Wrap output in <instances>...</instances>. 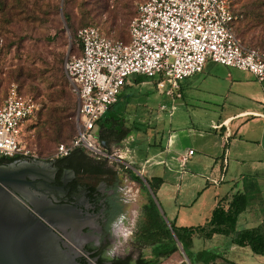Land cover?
I'll return each instance as SVG.
<instances>
[{
    "label": "rangeland",
    "instance_id": "1",
    "mask_svg": "<svg viewBox=\"0 0 264 264\" xmlns=\"http://www.w3.org/2000/svg\"><path fill=\"white\" fill-rule=\"evenodd\" d=\"M20 1L19 4L14 6L15 11H9L7 16L0 14V91H5L9 85L15 84L21 94L31 98L38 104V113L23 126L21 141L29 152L28 158L36 157L41 160H47L57 155V149L60 145H65L73 139L75 129L68 130L60 141L52 142L47 141L44 137H39L38 124L40 120L38 114L41 110L42 97H34L36 92L44 94L46 86L37 79L36 73L42 69L43 64L49 62H56L58 65L60 63V69L64 73L63 65L65 59L68 56L78 55V48L75 45V34L80 28L92 26L98 28L108 38L126 41L129 25L136 17L138 5L142 0H134L128 4V14L130 13V15L125 17L114 15V11L116 12V7L124 6L126 0H105L104 9L99 11V13L92 11L94 4L91 0ZM90 12L91 15L88 17L87 14ZM64 13L70 17L69 23L64 19ZM234 15L239 17L235 25V33L242 46L246 49L258 50L264 54V0H237L234 3ZM70 24L73 25L74 29L70 30ZM203 70V75L197 79V84H201L205 80L201 84V88L207 89L211 84L220 88L216 94L206 95V98L210 99L209 104L192 101L191 98H186L185 100L174 99L172 111L160 112L161 101H166L167 99L164 97L165 95L158 93L152 81L145 86L148 95L147 99L143 97L144 95L141 91L136 98H133L135 106L133 111L137 112L138 115L145 116L147 122V125L142 128L135 126L137 127L136 132L140 133L145 130L148 140L156 142L151 143V151L159 149L161 140L162 146H165L167 132L175 129V125H178V118L187 123L191 120L196 122L197 116L200 119L206 118L208 120L210 116H214L215 112L221 113L222 111L232 114L245 105L249 99H252V95H258L264 91V84L258 83L249 73L213 63H207ZM22 71L25 73L29 72L31 79L19 78V74ZM226 95H228V98L223 105L219 101L221 97L224 99ZM122 100L103 116L105 124L107 123L106 119L113 117H119L124 123L129 125L136 121V119L123 113ZM170 100L172 101V99ZM156 122L159 124H156ZM133 141L130 142L132 143ZM143 144L144 142L138 139L136 144H133V147H138V149L145 151ZM133 147L129 144L131 156L135 152ZM133 157L130 160V164L136 169L132 167L129 169L132 179H128L127 170L120 169V173L123 174V178H126L127 181L125 197L128 200V205L124 219L115 230L113 241L109 248L113 257H124L130 254L132 258H135L140 253V250L133 246L131 238L132 234L135 233L143 205L146 203L147 192L143 190L142 180L137 181L133 178L135 176L146 178L144 176L146 174L142 171L147 167H140L135 164ZM112 164L116 168L121 165L116 162ZM157 172H162V169L159 168ZM168 183V186H171L170 194L176 192L175 182L170 180ZM181 188V190H184L183 186ZM156 199L158 200L157 196ZM158 206L162 210L159 200ZM192 223L198 225L201 222L193 220ZM191 251L194 254L202 251L214 254L210 242L198 237H194ZM144 254L148 258L149 250L144 249ZM247 254L242 253L240 258L229 256V259L236 262L242 261L246 264L262 263L259 260L264 257L253 255L250 251H247ZM250 256L254 259H248ZM185 262L189 263L183 251L179 250L170 259L163 261L161 264H183ZM193 264L203 263L195 261Z\"/></svg>",
    "mask_w": 264,
    "mask_h": 264
},
{
    "label": "built area",
    "instance_id": "2",
    "mask_svg": "<svg viewBox=\"0 0 264 264\" xmlns=\"http://www.w3.org/2000/svg\"><path fill=\"white\" fill-rule=\"evenodd\" d=\"M235 1L144 0L129 25L127 42L107 38L94 27L80 29L81 53L68 56L63 65L77 101L76 136L69 146H59L57 156L83 148L110 165L120 163L119 169L133 168L123 156L129 154L130 139L108 153L94 137L96 123L132 77L151 80L159 94L172 99L179 97L180 83L202 73L207 63L249 73L264 84V54L244 48L233 31ZM38 110L15 84L0 93V157H28L22 129ZM193 153L180 156L182 168Z\"/></svg>",
    "mask_w": 264,
    "mask_h": 264
},
{
    "label": "crops",
    "instance_id": "3",
    "mask_svg": "<svg viewBox=\"0 0 264 264\" xmlns=\"http://www.w3.org/2000/svg\"><path fill=\"white\" fill-rule=\"evenodd\" d=\"M203 72L204 70L181 82L179 97L175 99L191 98L192 101L209 104L210 99H207L206 95H214L220 88L213 84L207 89L201 88L205 80L197 84V79ZM147 84L148 82L137 84L130 78L121 89L116 104L123 98V113L136 121L131 125L125 123L127 127H134L126 141L113 142L109 148L120 150L129 139L131 147L138 139L144 142L145 151L133 147L134 157L130 153L123 156L129 160L133 157L135 164L140 167L146 166L142 172L147 178L159 177L163 180L156 196L166 219L174 221L180 227L202 225L209 219L219 201L222 200V204L226 205L234 194L243 193L248 198V207L238 217L237 230L258 227L264 229V91L252 95V99L232 114L215 112L208 120L197 116L196 122L191 120L187 123L178 118L175 129L167 132L165 146H162L161 140L159 149L151 151V143L156 142L148 140L145 130L136 132L135 127L142 128L147 125L145 116L133 111V98H136L140 91L145 99L148 98L145 88ZM164 97L167 100L161 101L159 111H172L174 99ZM227 98L228 95L224 99L221 97L219 102L224 105ZM132 140L134 141L131 143ZM189 150L194 153L182 168L178 159ZM159 168L162 169L160 173L157 172ZM170 180L175 182L177 187L176 192L172 194L171 186H168ZM181 186L184 190H181ZM193 220L201 223L194 225ZM209 242L214 254L228 261H231L229 256L240 258L242 253L248 255L247 251H250L247 247L232 245L229 238L221 236H214ZM251 257L248 259L253 260ZM219 261L222 260H216ZM259 261L264 264V258ZM232 262L246 264L242 261Z\"/></svg>",
    "mask_w": 264,
    "mask_h": 264
},
{
    "label": "trees",
    "instance_id": "4",
    "mask_svg": "<svg viewBox=\"0 0 264 264\" xmlns=\"http://www.w3.org/2000/svg\"><path fill=\"white\" fill-rule=\"evenodd\" d=\"M91 1L94 4V8H92L94 13L96 11L99 13V11L104 9V4H106L105 0ZM133 1L134 0H126L124 6L116 7L114 15H120L121 17L130 15V13L128 14V4ZM143 1L144 0H142L141 3ZM20 2V0H0V14L2 16H7L9 11H15L14 6ZM23 8L25 10L24 6ZM232 12L234 16L232 28L235 33V25L239 17L234 15V7ZM90 15L91 12L87 14L88 17ZM64 19L69 23L70 17L65 13ZM69 28L70 30L74 29L71 24ZM77 32L75 34V45L78 48V55L75 56H79L81 53V47L77 42ZM127 41L128 34L127 40L123 42ZM59 65L56 62L45 63L42 65V69L36 73L37 79L46 86L44 94L36 92L34 97H42V103L40 104L41 110L38 114L40 120L38 124V134L39 137H44L47 141L52 142L62 140L65 133L68 130L71 131L73 128L75 129L76 136V96L72 92ZM19 78L29 80L31 76L29 72L25 73L22 71L19 74ZM131 79L137 84L151 81L144 77H132ZM4 92L5 91H0L2 94ZM118 99L119 95L117 101ZM114 106L115 105H113L110 110L113 109ZM106 122V124L103 122V117L98 120L94 129V137L102 150L111 153L112 149L109 148V146L113 142H123L134 127H127L121 118L118 117L106 119ZM72 140L65 145L69 146ZM19 158L22 157H0V165L4 164L6 161H13ZM60 160L66 163L69 168L75 172L76 176L88 182H103L106 185H112L114 183L120 184L122 181L123 174L120 173V169L108 164L104 159L95 158L83 148L73 149L67 156L60 157ZM127 173L130 174V178L132 179L129 170H127ZM133 179L140 181V178L137 176ZM144 181L156 200V193L163 184V180L159 177H144ZM148 189L143 184V190L147 192V200L143 205L140 218L136 224L135 233L132 234L131 238L133 246L140 250V253L135 258H132L129 254L123 259H114L111 264H161L163 261L170 259L181 249L189 264H193L195 261H199L203 264H237L206 251L196 254L191 251L194 237L209 241L214 236L229 238L232 245L247 247L253 255L264 257V229L258 227L237 230L238 217L248 207V198L245 194H234L226 205L222 204V200L219 201L211 212L209 219L204 224L192 227H180L177 226L174 221L164 219L162 215L163 212L160 211L161 209L158 206L157 200H153ZM117 213H119V209L116 211V214ZM144 249L149 250L148 258L145 257ZM217 259L222 261H219L220 263L216 262ZM183 264L187 263L185 262Z\"/></svg>",
    "mask_w": 264,
    "mask_h": 264
},
{
    "label": "flooded vegetation",
    "instance_id": "5",
    "mask_svg": "<svg viewBox=\"0 0 264 264\" xmlns=\"http://www.w3.org/2000/svg\"><path fill=\"white\" fill-rule=\"evenodd\" d=\"M0 166L39 169L30 171L31 177L26 178L33 187L20 188L13 195L57 237L61 251L78 264H111L126 257H113L109 250L128 205L126 178L122 176L120 184L91 183L76 176L57 155L47 160L22 157Z\"/></svg>",
    "mask_w": 264,
    "mask_h": 264
},
{
    "label": "water",
    "instance_id": "6",
    "mask_svg": "<svg viewBox=\"0 0 264 264\" xmlns=\"http://www.w3.org/2000/svg\"><path fill=\"white\" fill-rule=\"evenodd\" d=\"M27 167L0 166V264H78L61 251L57 237L13 195L20 188L33 187L26 178L30 171L39 169ZM140 179L148 189L144 178Z\"/></svg>",
    "mask_w": 264,
    "mask_h": 264
}]
</instances>
